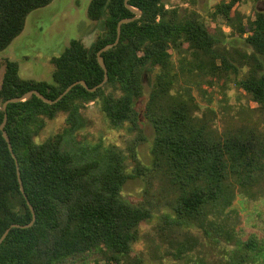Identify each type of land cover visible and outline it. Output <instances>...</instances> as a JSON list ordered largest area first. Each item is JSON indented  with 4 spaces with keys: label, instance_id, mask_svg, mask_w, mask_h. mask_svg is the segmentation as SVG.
Returning a JSON list of instances; mask_svg holds the SVG:
<instances>
[{
    "label": "trees",
    "instance_id": "1",
    "mask_svg": "<svg viewBox=\"0 0 264 264\" xmlns=\"http://www.w3.org/2000/svg\"><path fill=\"white\" fill-rule=\"evenodd\" d=\"M53 1L0 0V52L23 33L33 11ZM246 1L257 0L222 1L211 17L227 23L252 53L221 47L195 11L176 4L167 8L166 0H130L142 15L124 24L119 44L103 53L109 77L104 86L90 92L76 85L55 104L35 95L26 102L9 104L5 131L17 157L27 198L21 191L16 160L0 130V239L12 225L26 226L33 221L29 203L36 221L29 228L11 229L0 246V264H144L141 258H132L133 245L139 240L141 225L152 217L151 210L122 197L126 183L139 179L142 170L129 172L127 158L119 150H109L103 159H97L79 154L67 144L87 127L83 111L92 102L100 103L111 128L129 125L143 138L139 101L144 97L143 76L147 71H156L145 110L156 137L152 168L145 171L157 173L155 179L161 171L172 184L188 177L195 185L192 192L181 196L179 213L198 211L207 199L222 195L225 176L234 163H242L248 155L255 156L257 170L264 169L263 147L251 140L242 141L236 134L225 143L217 141L211 129L200 123L203 111L192 90H178L188 73L182 55V47L188 44L192 55L189 70L223 82L234 76L264 116V12L245 17L236 7ZM87 14L91 21L104 22L105 31L97 35L92 48L74 39L61 56L53 58L52 83L23 79L16 61L0 62V72L5 66L0 127L5 119L3 104L10 99L36 90L55 101L76 82L85 81L90 89L104 83L105 71L97 53L115 43L119 22L136 14L126 7L125 0H91ZM173 53L178 55V65ZM173 90L187 95L189 101L176 104ZM207 111L216 122V112ZM60 114L66 115L65 130L37 143L47 120ZM240 167L247 169L248 162Z\"/></svg>",
    "mask_w": 264,
    "mask_h": 264
},
{
    "label": "rangeland",
    "instance_id": "2",
    "mask_svg": "<svg viewBox=\"0 0 264 264\" xmlns=\"http://www.w3.org/2000/svg\"><path fill=\"white\" fill-rule=\"evenodd\" d=\"M222 1L230 0H166L168 6L176 4L183 10L197 12L219 39L221 47H236L252 53V48L244 39L233 35L227 23L222 19H212L214 7ZM90 2L54 0L47 7L33 11L27 17L23 33L0 52V62L16 61L23 79L52 83L53 58L61 56L74 39L92 48L97 35L105 31L104 22L89 20L87 11ZM236 11L251 18L255 12H264V0L242 2ZM182 50L187 62L184 68L188 73L181 80L183 83L178 90H192L203 111L200 123L210 128L221 143L236 134L240 140H251L264 148V116L257 112V105L239 88L238 80L234 76L225 82L212 80L196 69L189 70V61L192 60L189 45L185 44ZM173 55L178 65V55ZM261 59L264 61V57ZM4 71L3 65L0 88ZM155 74L156 71H147L143 76L144 97L139 101L143 138L129 125L111 128L100 103L92 102L83 111L87 127L76 134L75 140L69 141L67 147L97 159H103L109 150H119L127 158L129 172L138 168L142 170L143 175L129 180L122 192L124 200L148 207L152 214L141 225L139 240L133 245L132 258L139 257L144 264H264V169L257 170L254 155H248L242 163L237 161L232 170L229 169L231 171L221 185L222 195L207 199L198 211L192 212H178L181 196L195 188L188 177L172 184L161 171L156 179L153 177L157 173L145 171V168H152V148L156 137L152 123L145 118ZM171 95L176 104L189 101L187 95H180L174 90ZM208 109L216 112V122L211 119ZM66 127L65 114L47 120L36 139L37 143L62 133ZM248 131L252 133L248 134ZM246 162L249 167L242 169L240 165Z\"/></svg>",
    "mask_w": 264,
    "mask_h": 264
},
{
    "label": "water",
    "instance_id": "3",
    "mask_svg": "<svg viewBox=\"0 0 264 264\" xmlns=\"http://www.w3.org/2000/svg\"><path fill=\"white\" fill-rule=\"evenodd\" d=\"M129 2H130V0H125V5H126V7H127L129 10H131L133 13L136 14V17L131 18V19H123V20H121V21L119 22V24H118V37H117V40L115 41V43H114V44H109V45H107L106 47H104L102 50H100V51L97 53L98 62H99V64H100V66L103 68V70L105 71V81H104V83L100 84V85H99L98 87H96V88L90 89L85 81H79V82H76V83L72 84L71 86H69V87L65 90V92H63V94H62L57 100H55V101H52V100L47 99V98H46L45 96H43L40 92L34 90V91H31V92H28V93L24 94V95L21 96V97H17V98L10 99V100L6 101V102L3 104V111L5 112V119H4L3 124H2L1 127H0V130L2 131L4 138H5V140H6L7 143H8L9 150L11 151L13 157H14L15 160H16V163H17V169H18L19 183H20V186H21V191H22V193H23L24 195H25V189H24V187H23V183H22V179H21V173H20V170H19V164H18V161H17V157H16V155L14 154L13 147H12V145H11L10 137H9V135L7 134V132L5 131V126H6L7 121H8L7 108H8V106H9V104L20 103V102H26V101H28L29 99H31L34 95L37 96L39 99H41L42 101H44V102L47 103V104H55V103L59 102L64 96H66V95L72 90V88L75 87L76 85H82V86H84L86 89H88L90 92H94V91H96L98 88L104 86L105 82L108 81V78H109V77H108V69H107V66H106L105 60H104V58H103V53H105V52L111 50L112 48H114L115 46H117V45L119 44V42H120V37H121V34H122V26H123L124 24L130 23V22H133V21H135L136 19L140 18L141 15H142V12H141L140 10H138V9H136V8H134V7H132V6L130 5ZM25 197H26V195H25ZM26 198H27V197H26ZM29 206H30V208H31V210H32V212H33V215H34V217H33V221H32L30 224L26 225V226H21V225H16V224H14V225H12L11 227H9V228L6 230V232L3 234V236L1 237V239H0V246L2 245V243L4 242V240H5V239L7 238V236L9 235L11 229H13V228H29V227H31V226L34 225V223H35V221H36L35 211H34L33 207L30 205V203H29Z\"/></svg>",
    "mask_w": 264,
    "mask_h": 264
},
{
    "label": "built area",
    "instance_id": "4",
    "mask_svg": "<svg viewBox=\"0 0 264 264\" xmlns=\"http://www.w3.org/2000/svg\"><path fill=\"white\" fill-rule=\"evenodd\" d=\"M167 8H170V6L167 5Z\"/></svg>",
    "mask_w": 264,
    "mask_h": 264
},
{
    "label": "crops",
    "instance_id": "5",
    "mask_svg": "<svg viewBox=\"0 0 264 264\" xmlns=\"http://www.w3.org/2000/svg\"><path fill=\"white\" fill-rule=\"evenodd\" d=\"M26 26V25H25Z\"/></svg>",
    "mask_w": 264,
    "mask_h": 264
}]
</instances>
